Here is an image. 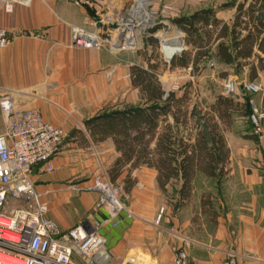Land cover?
I'll list each match as a JSON object with an SVG mask.
<instances>
[{"label": "crops", "instance_id": "obj_1", "mask_svg": "<svg viewBox=\"0 0 264 264\" xmlns=\"http://www.w3.org/2000/svg\"><path fill=\"white\" fill-rule=\"evenodd\" d=\"M92 1L94 7L90 8L76 6L70 0H33L29 6L16 5L10 13L0 4V28L6 29L12 40L7 48L0 49V88L14 91L16 102L21 108H39L48 122L65 131L63 151L53 160V171L46 172L37 168L32 175L34 184L48 197L51 206L49 217L63 231L85 221L97 223L109 218L104 208H97L99 191L80 193L72 190L71 186L86 187L97 176L103 159L112 155L113 162L120 156L113 139L94 138L86 122L110 106L120 109L126 104V57L122 53L116 54L117 52L73 47L70 27L74 24L94 31L99 12H119L124 4L123 0ZM167 1L181 3L177 0ZM182 8V16L208 9L214 11L213 20L217 22L211 30L213 39L210 44L214 53L221 43H227L233 48L234 43L244 39L249 32H257L256 26L259 25L258 0H183ZM224 26L228 28L227 35H222ZM184 34V54L194 53L197 47L189 43L188 35ZM236 35L238 39L235 40ZM263 37L264 33L259 41ZM259 57L264 55L256 45L251 57H239L233 63L221 62L215 54L212 58L217 67L226 73L230 71L247 80L264 83V70L259 68ZM254 66L257 77L252 78ZM113 69L117 73L111 83L108 76ZM136 90L140 94L137 102L128 101L133 106L141 105L142 102L140 90L134 87L133 92L136 93ZM231 98L240 104L245 102ZM260 107L264 110V94L260 99ZM2 131L0 114V132ZM103 146L108 147L110 155L106 154ZM260 148L261 154L256 160L258 168L247 176L251 177V185L259 186L258 192L263 195L264 184L257 183L259 179L264 183V138ZM234 158L232 152L230 160L233 161ZM147 173L150 174L152 183L155 181L158 184V171L147 166H141L132 172L126 169L119 178H131L134 185L127 190H132ZM200 177L217 181L202 173H198L195 180ZM179 198L182 199L180 195ZM143 204L135 202L126 206L131 215L124 211L117 226L109 221L102 229L117 264H122L131 257L142 264H173L175 246L188 250L198 264H214L207 258L213 257L210 251L216 250L215 248L210 251L201 248L197 252L190 248L188 223L180 219L178 213L166 206L164 220L161 218L162 221L158 222L159 206L150 202L149 208L152 211L144 213ZM261 230L255 235L249 229L238 230L241 236L243 233L242 240L237 243L238 251L241 252L244 248L260 256L256 261L242 264H263L264 236ZM163 249L165 252L159 255V250Z\"/></svg>", "mask_w": 264, "mask_h": 264}, {"label": "built area", "instance_id": "obj_2", "mask_svg": "<svg viewBox=\"0 0 264 264\" xmlns=\"http://www.w3.org/2000/svg\"><path fill=\"white\" fill-rule=\"evenodd\" d=\"M70 1L79 7H94L92 0ZM32 2L33 0H0L4 10L9 13L13 12L16 5L29 6ZM162 7V11L146 12L141 24L132 25L128 29L119 27V23L125 21V14L122 15L120 11L99 12L94 31L71 25V45L96 50L110 48L122 52L129 35L133 39L135 50L139 33L164 41L180 38L184 43V32L174 24V17L180 14V10L166 2ZM135 14V11H131L129 15ZM169 31H174L177 35L163 38ZM11 41L8 31L0 28V49L7 48ZM212 65H215L214 61ZM238 86L235 77L227 76L223 95L231 97ZM244 89L249 93L264 92L263 84L256 81L246 82ZM168 93L166 91V95ZM257 110V105L252 102L250 119L255 127V134L262 137L264 114L259 113L257 117ZM0 114L3 123V131L0 132V264H111L113 255L102 229L109 221L117 226L121 214L127 211L131 215V211L116 197L112 198L108 194L106 188H111L97 180L88 189L100 192L97 208H104L109 218L97 223L85 221L63 231L49 217V205L43 200L42 194L40 197L37 192L32 175L37 168L46 172L53 171V160L63 151L64 129L48 122L39 108H21L16 102L14 91L1 88ZM71 189L83 191L85 187L73 185ZM10 202H16L17 205L9 211ZM173 253V264H198L184 247H173ZM122 264L142 263L131 257ZM219 264L242 263L238 255L230 253Z\"/></svg>", "mask_w": 264, "mask_h": 264}, {"label": "rangeland", "instance_id": "obj_3", "mask_svg": "<svg viewBox=\"0 0 264 264\" xmlns=\"http://www.w3.org/2000/svg\"><path fill=\"white\" fill-rule=\"evenodd\" d=\"M177 1L181 3L176 4L174 2L173 4V2L167 0H123L122 4H124V7L120 12L122 15L125 14V21H122L123 23L120 22L119 27L128 29L132 25L141 24L143 15L146 12L151 13L153 10L160 9L162 11V6L165 2L179 9L181 15L179 14L177 17H180L184 11V7L182 8L183 0ZM131 11H135L137 14L129 15ZM177 17H174V19ZM176 35L174 31H169L163 38H173ZM151 38L158 41L157 46L153 45ZM130 39L132 40V38ZM163 41V39L159 40L156 37H150L146 33H139L136 37L137 48L135 50H125L116 53L115 50L110 48L102 49L116 54L122 53L126 57L124 76L126 81V104L120 107L121 109L133 106L128 101L132 102L135 100L137 102L138 95H140L137 90L136 93L133 92L131 68L139 66L150 69L151 64L157 66L152 72L157 75L165 91H173L178 96H181L187 89L186 87H188L191 107L195 102H198L201 107L208 108V105L215 102L216 96L224 94L226 78L231 75L239 83L238 89L231 97L241 101L249 99L257 105L258 113L256 116L258 117L259 113L264 114V110L260 107V99L264 93H249L244 89L245 83L250 80L245 77L242 78V76H236L230 71L226 73L223 69L217 67L216 64L212 65L213 58L205 60L204 63L200 64L198 70H193L192 65H190L191 67L182 66L180 58H175V65L170 66L161 50ZM116 73V69L109 72L108 80L111 83L114 81ZM256 82L264 86L263 82L259 80ZM141 105H144L143 100ZM110 108L114 107L110 106ZM199 130L200 125L197 119L192 118L189 122L188 130L185 131L195 135ZM222 131L226 137L230 152H234L235 155L233 161L229 159L226 168L227 175L222 180L215 182L208 180L206 177H200L195 180L193 191L186 199L180 194L179 183L169 185L167 186V191H163L155 181L152 183L149 173L144 176L140 184H136L134 189L127 190L132 179L128 180V177L125 180L118 178L114 181L112 179L110 169L115 161L111 162L112 155H110L107 146H103V149L110 157L102 160L97 176H95L92 183L85 185V189L80 191V193H88L90 191L88 187L95 185L96 181L99 180L103 185L111 188L114 196L125 206H130L135 202L147 203L143 204L142 212L149 213L152 211L149 208V203H156L159 206L160 213L158 222H160L161 218L164 220L167 206L174 213H178L180 219L188 223L187 237L189 238L190 248H194L196 252L201 250V248L209 251L210 249H216L210 251L213 257H208V261L219 264L230 253L238 255L241 263L256 261L255 259H259L260 256L252 254L244 248L241 249V252L238 251L237 243H240L243 236V233L241 236V233L238 232L240 228L242 231L243 229H249L252 234L258 233L262 228L261 231L264 236V194L262 195L258 192L260 190L259 186L251 185V177L247 176V174L253 173L258 168V161L256 160L261 154L260 145L264 135L258 137L255 134V127L251 122L250 116H243L242 111L235 112L231 124L229 126L223 124ZM262 168L264 169L263 166ZM126 169L128 167L124 171ZM257 184L264 183H261V179H259ZM35 186L40 197L42 194L43 200L51 207L47 200V195L41 193L37 184ZM195 188L196 190H194ZM179 195L182 199L179 198ZM16 205V202H10L8 210H12ZM246 217L250 218L247 219ZM164 252L165 250L163 249L159 250L158 253L161 255ZM207 255L210 254L208 253ZM112 264L117 263L113 260Z\"/></svg>", "mask_w": 264, "mask_h": 264}, {"label": "trees", "instance_id": "obj_4", "mask_svg": "<svg viewBox=\"0 0 264 264\" xmlns=\"http://www.w3.org/2000/svg\"><path fill=\"white\" fill-rule=\"evenodd\" d=\"M258 13L257 32H249L244 39L235 42L233 48L221 43L216 53L210 45L213 39L211 30L217 22L213 20V10L177 17L174 24L188 35L189 43L197 47L194 53L183 54L180 64L184 67L192 65L193 70H198L200 63L214 54L219 61L229 64L239 57H251L256 45L264 55V37L259 41L264 33V0H258ZM227 32L228 28L224 26L222 35H227ZM151 40L157 46L158 41ZM259 63V68L264 70V57H259ZM172 65H175L174 60ZM156 67L150 64V69L131 68L132 84L140 90L144 105L105 109L89 119L86 125L94 138L113 139L120 153L110 169L114 181L126 167L132 172L147 166L158 171L157 182L161 190L167 191V186L179 183L180 194L186 199L193 191L198 173L217 180L227 175L231 152L222 131L223 124L229 126L237 111L250 116L252 101L245 99L240 104L231 97L220 95L208 108L201 107L198 102L191 107L188 87L181 96L173 91L166 95L161 81L152 72ZM255 77L254 66L252 78ZM192 118L197 119L200 125L195 135L185 131ZM133 185L132 180L127 189Z\"/></svg>", "mask_w": 264, "mask_h": 264}, {"label": "water", "instance_id": "obj_5", "mask_svg": "<svg viewBox=\"0 0 264 264\" xmlns=\"http://www.w3.org/2000/svg\"><path fill=\"white\" fill-rule=\"evenodd\" d=\"M161 50L166 62L171 65L176 57H182L185 51V45L183 42H168L163 41Z\"/></svg>", "mask_w": 264, "mask_h": 264}, {"label": "bare ground", "instance_id": "obj_6", "mask_svg": "<svg viewBox=\"0 0 264 264\" xmlns=\"http://www.w3.org/2000/svg\"><path fill=\"white\" fill-rule=\"evenodd\" d=\"M130 38H132L131 36H127V44L125 45V47H124V49L122 50V51H125V50H133L134 48H133V39L131 40ZM181 42L182 40L180 39V38H178V39H175L174 41L172 40V42ZM168 42H171V41H168ZM106 190L108 191V194L112 197V198H115V196H114V194H113V192L110 190V189H108V188H106ZM2 257V256H1Z\"/></svg>", "mask_w": 264, "mask_h": 264}]
</instances>
